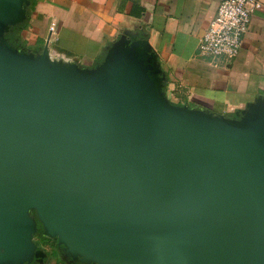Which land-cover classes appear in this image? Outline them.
<instances>
[{
	"label": "water",
	"instance_id": "obj_1",
	"mask_svg": "<svg viewBox=\"0 0 264 264\" xmlns=\"http://www.w3.org/2000/svg\"><path fill=\"white\" fill-rule=\"evenodd\" d=\"M0 0V264H264V99L171 105L143 36L82 68L12 46ZM40 227V231L38 229Z\"/></svg>",
	"mask_w": 264,
	"mask_h": 264
},
{
	"label": "crops",
	"instance_id": "obj_2",
	"mask_svg": "<svg viewBox=\"0 0 264 264\" xmlns=\"http://www.w3.org/2000/svg\"><path fill=\"white\" fill-rule=\"evenodd\" d=\"M220 1L35 0L31 6L29 0L20 24L26 26L23 44L15 46L4 38L14 47L37 52L54 22L55 43L49 50L58 57L50 59L93 68L120 38L143 36L167 79L164 94L171 105L237 119L249 103L264 99V0H257L261 8L250 15L237 56L230 62H211L198 56L196 46ZM43 264L63 263L44 259Z\"/></svg>",
	"mask_w": 264,
	"mask_h": 264
},
{
	"label": "built area",
	"instance_id": "obj_3",
	"mask_svg": "<svg viewBox=\"0 0 264 264\" xmlns=\"http://www.w3.org/2000/svg\"><path fill=\"white\" fill-rule=\"evenodd\" d=\"M261 8L257 0H221L215 16L207 30L198 40V56L211 62H230L240 49L241 41L249 30L250 15ZM48 49L55 43L57 26L54 22L48 26ZM50 57L58 55L49 50Z\"/></svg>",
	"mask_w": 264,
	"mask_h": 264
},
{
	"label": "trees",
	"instance_id": "obj_4",
	"mask_svg": "<svg viewBox=\"0 0 264 264\" xmlns=\"http://www.w3.org/2000/svg\"><path fill=\"white\" fill-rule=\"evenodd\" d=\"M31 6L34 5L35 0H30ZM26 26L20 25L17 27L10 28L8 33L5 34V38L10 42L13 43L15 46L19 44H23L24 41V31ZM14 39H17V43H14ZM38 229L40 231V227L38 226ZM54 258L57 259L56 255H54Z\"/></svg>",
	"mask_w": 264,
	"mask_h": 264
},
{
	"label": "rangeland",
	"instance_id": "obj_5",
	"mask_svg": "<svg viewBox=\"0 0 264 264\" xmlns=\"http://www.w3.org/2000/svg\"><path fill=\"white\" fill-rule=\"evenodd\" d=\"M37 242V244L39 245V247H41L44 250V253L48 255V258L50 261L53 262L54 255H56L58 262L63 263L64 262L61 260L60 258V254L57 251V247H56V243L53 241H49V240H41L39 237L36 238L35 240ZM77 264H80L78 262H76Z\"/></svg>",
	"mask_w": 264,
	"mask_h": 264
},
{
	"label": "flooded vegetation",
	"instance_id": "obj_6",
	"mask_svg": "<svg viewBox=\"0 0 264 264\" xmlns=\"http://www.w3.org/2000/svg\"><path fill=\"white\" fill-rule=\"evenodd\" d=\"M45 262L46 263H49V262H51L50 260H49V258H48V255L46 254V259H45ZM32 264H34V263H32Z\"/></svg>",
	"mask_w": 264,
	"mask_h": 264
}]
</instances>
